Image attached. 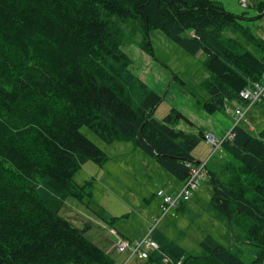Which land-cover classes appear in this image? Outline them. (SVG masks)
<instances>
[{
	"label": "trees",
	"instance_id": "trees-1",
	"mask_svg": "<svg viewBox=\"0 0 264 264\" xmlns=\"http://www.w3.org/2000/svg\"><path fill=\"white\" fill-rule=\"evenodd\" d=\"M256 8L259 18L264 1ZM240 19L248 18L217 0H0V264H116L84 229L58 214L68 197L90 202L93 181H74L82 165L109 159L83 126L107 144L130 142L181 189L188 164L202 162L193 152L211 132L177 128L195 123L175 108L161 120L153 116L162 96L129 68L121 49L129 30L141 31L139 47L152 56V30L188 54L205 55L204 112L235 104L233 136L219 145L230 156L229 178L222 181L206 163L209 205L215 219L238 226L255 247L253 259L244 262L207 235L201 254L192 255L156 225L151 236L158 249L146 264H264V130L254 134L240 125L248 108L264 106L241 95L264 76V40ZM159 191L154 221L161 215Z\"/></svg>",
	"mask_w": 264,
	"mask_h": 264
},
{
	"label": "rangeland",
	"instance_id": "rangeland-1",
	"mask_svg": "<svg viewBox=\"0 0 264 264\" xmlns=\"http://www.w3.org/2000/svg\"><path fill=\"white\" fill-rule=\"evenodd\" d=\"M217 1L234 14L245 13L248 19H240V22L256 37L264 40V14L255 18L258 14L256 5L264 0H245V6L241 0ZM127 33L130 34L123 40L121 49L131 59L130 70L144 77L148 87L162 96V102L153 114L156 119L161 120L171 108H175L195 123V126L179 123L177 128L187 132L197 133L199 128L213 131L231 126L233 119L230 111L235 107L233 102H227L224 109L211 115L201 109L200 102L207 98L203 82L210 76L203 62L204 54H188L162 32L152 30V56L139 47L141 31L129 30ZM224 35L232 36L229 30H225ZM247 49L259 56L254 47L248 46ZM244 118L240 125L252 133L264 130L263 105L248 108ZM81 132L105 151L109 159L101 166L92 161L82 165L74 181L78 184L86 180L93 181L90 202L86 204L85 201L68 197L58 214L84 229V235L99 247L107 248L108 252L113 250L116 260L126 259V264H146L145 259L136 256L128 258L127 253L115 251L113 243L117 236L112 230L123 237L141 239L154 224V217L159 215L157 191H178L181 183L130 142L107 144L86 126L81 128ZM212 150V146L202 140L193 153L203 159L208 157L205 158L208 168L225 182L229 178L226 164L230 156L220 150L212 153ZM212 190L209 176L200 180L196 192L192 193L189 200L179 203H184V209L177 211L176 217L171 215L172 212L163 217L158 229L164 227L170 238L189 254L200 255V242L210 235L230 248L232 253L240 255L244 262H250L255 247L243 239L238 226H228L226 221L215 219L209 205Z\"/></svg>",
	"mask_w": 264,
	"mask_h": 264
},
{
	"label": "built area",
	"instance_id": "built-area-1",
	"mask_svg": "<svg viewBox=\"0 0 264 264\" xmlns=\"http://www.w3.org/2000/svg\"><path fill=\"white\" fill-rule=\"evenodd\" d=\"M241 3L245 6V0H241ZM241 95L249 99L254 103L255 101H264V76L260 81L254 82L252 88L245 89L241 92ZM241 108L235 110V116L240 118L242 116ZM229 129L225 132L224 136L221 138L215 137L211 133L205 135L206 142L212 146V153L219 151V145L225 137H232L233 134ZM207 160L199 162L198 164H188L190 167L189 177L184 182L183 188L175 195L164 193L159 191L158 195L161 196L162 205H161V215L155 219L154 224L148 228V231L144 237L141 239L129 240L127 238L121 237L117 234L115 230H112L117 236V241L114 245V250L120 253H127L128 258L133 256L138 257L139 259H147L150 251L158 249L157 242L152 238L151 231L152 229L159 224L163 217L166 216L168 212H173L175 208L182 201H188L192 193L197 189L200 180L208 177V170L206 168ZM180 264V262H179Z\"/></svg>",
	"mask_w": 264,
	"mask_h": 264
},
{
	"label": "crops",
	"instance_id": "crops-1",
	"mask_svg": "<svg viewBox=\"0 0 264 264\" xmlns=\"http://www.w3.org/2000/svg\"><path fill=\"white\" fill-rule=\"evenodd\" d=\"M138 76V75H137ZM138 77H140L144 82H145V78L144 77H141V75H139ZM201 115V114H200ZM207 120H209V119H207ZM232 125V124H231ZM225 127V126H224ZM231 127V126H230ZM229 126L228 127H225L224 129L222 128V129H220V128H218L217 130H213V131H208V130H205L206 132H211V133H213L214 135H219V134H223L227 129H229L230 128ZM220 135V136H221ZM194 155H195V157L197 158V160H199V161H201L202 159H203V157L202 156H196V154L194 153ZM206 158V157H205ZM203 159V160H206V159H208V157L206 158V159ZM210 159V158H209ZM205 181V180H204ZM181 183V182H180ZM181 187H182V183L180 184V186H179V188H178V191L181 189ZM176 191L177 190H171L170 192H167V193H171V194H173V193H176ZM177 191V192H178ZM196 192V191H195ZM211 197V196H210ZM184 204V203H183ZM183 204H180L179 205V207H181ZM184 209V208H183ZM177 211L178 210H174L172 213H171V215L172 216H174V217H176L177 216ZM158 227V226H157ZM115 228V227H114ZM116 229V228H115ZM167 229V228H166ZM117 230V229H116ZM159 230H161L164 234H166L169 238H170V236H169V233L164 229V227H162L161 229L159 228ZM118 231V230H117ZM119 232V231H118ZM122 235V234H121ZM123 236V235H122ZM144 237V236H143ZM125 238H127V237H125ZM127 239H130V240H134V239H132V238H127ZM106 252H108V250H107V248H105L104 249ZM111 256H112V258L115 260V262L116 263H120V262H122V264H126V259L125 260H121V261H119L120 259H117L116 260V257H115V255H116V253H114V251L113 250H111V251H109L108 252Z\"/></svg>",
	"mask_w": 264,
	"mask_h": 264
}]
</instances>
